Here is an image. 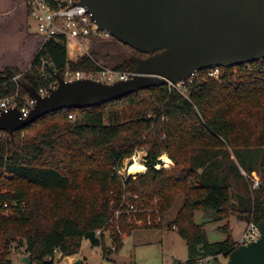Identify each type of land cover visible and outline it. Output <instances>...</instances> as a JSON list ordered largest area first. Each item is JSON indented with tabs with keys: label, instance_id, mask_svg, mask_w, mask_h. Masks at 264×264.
I'll use <instances>...</instances> for the list:
<instances>
[{
	"label": "trees",
	"instance_id": "trees-1",
	"mask_svg": "<svg viewBox=\"0 0 264 264\" xmlns=\"http://www.w3.org/2000/svg\"><path fill=\"white\" fill-rule=\"evenodd\" d=\"M46 1L56 6L55 0ZM98 55L92 58L75 45L69 50L65 39H50L35 54L25 79L39 91L55 82V71L100 72ZM43 60L48 66L40 76L36 68ZM134 60L123 59L113 69L134 73ZM15 77L13 69L0 71V101L17 92L27 96ZM186 91L150 88L100 107L50 114L14 136L0 132V180L13 191L6 200L17 204L9 214L0 208V264H14V245L24 248L31 264L75 256L83 240L107 252L105 231L118 251L123 237L139 229L137 220L144 221V229L161 227L148 226L146 220L159 211L164 222L180 195L184 203L168 222L188 247L186 263L177 264L228 258L237 248L231 232L222 228L227 239L210 243L195 215L210 211L217 221L232 214L256 224L264 221V60L221 68L219 79L200 72ZM144 146L146 171L121 179L117 166ZM163 154L174 165L162 163ZM242 172L251 179L257 173L260 184L230 204V177H243ZM125 193L138 196L149 211L117 219Z\"/></svg>",
	"mask_w": 264,
	"mask_h": 264
},
{
	"label": "water",
	"instance_id": "water-1",
	"mask_svg": "<svg viewBox=\"0 0 264 264\" xmlns=\"http://www.w3.org/2000/svg\"><path fill=\"white\" fill-rule=\"evenodd\" d=\"M75 5L84 7L101 31L146 56L135 57L132 78L111 84L69 82L55 71L57 86L47 96L16 75L35 105L26 118L18 108L0 113V132L14 136L62 110L100 107L150 88L186 83L207 69L264 60V0H80ZM258 228L260 238L235 248L225 264H264V221ZM22 262L31 264L30 257Z\"/></svg>",
	"mask_w": 264,
	"mask_h": 264
},
{
	"label": "rangeland",
	"instance_id": "rangeland-1",
	"mask_svg": "<svg viewBox=\"0 0 264 264\" xmlns=\"http://www.w3.org/2000/svg\"><path fill=\"white\" fill-rule=\"evenodd\" d=\"M37 35V23L30 17L25 6V0H0V71L10 68L15 71L16 75L25 78V75L31 70V63L35 54L41 47ZM102 44L108 45L100 48ZM86 49L84 54L92 58L95 53L99 54L96 60L104 70H114V66L123 59L129 60L132 56L140 57L133 49L115 39L92 42ZM125 72L127 71L125 70ZM129 73L131 72L129 71ZM177 90L183 94H188L182 86L178 87ZM144 152L140 154L142 159L144 158ZM163 155L170 159L167 154ZM137 157L139 158V154ZM171 161L174 165L173 160ZM140 163L143 164L144 162L140 161ZM138 174L128 176L133 178ZM242 174L243 177H234L233 175L230 177V204H237L238 196L248 195L247 192L251 193L255 189L252 180L254 183L256 179L260 180L257 173L252 175V179L246 177L245 173L242 172ZM183 203L184 196L180 195L170 211L164 216V222L160 224L161 227L159 228L144 229L141 228L144 223L138 225L139 229L129 235L127 240H125L126 237H123L125 242L118 251L113 250L115 247L112 244L111 232L109 231L104 232V244L107 252H104L103 246L93 247L88 240H83L80 253L87 258L83 264H172L176 260L186 263L188 259L187 244L175 231L177 228H169L168 226L176 218ZM215 218V215L210 211H197L195 215L196 223L203 225L210 243H218L227 239V235L221 231L224 227L231 232L232 239L236 242L246 228L247 223H249L240 219L241 217L238 214L230 215L227 220L217 221ZM232 218H234L233 221ZM13 247L16 248V254H11L12 262L14 264H24L21 257L24 254V248H18L16 245ZM77 256L81 257L77 254L72 259L75 260ZM61 258L60 255H57L55 264H64L65 261H59ZM211 259L210 262L200 260L195 264H225L228 260L222 255L217 259Z\"/></svg>",
	"mask_w": 264,
	"mask_h": 264
},
{
	"label": "built area",
	"instance_id": "built-area-1",
	"mask_svg": "<svg viewBox=\"0 0 264 264\" xmlns=\"http://www.w3.org/2000/svg\"><path fill=\"white\" fill-rule=\"evenodd\" d=\"M79 1L80 0H55L56 6H51L46 0H25V6L28 9L30 17H32L37 23V38L41 43V46L50 39L58 40L62 38L66 40L69 50L73 45H75L82 53H85L87 50L86 47L92 42L95 43L98 41H110L113 39L108 33L99 29L96 22L93 20L92 15L87 13L84 7L75 5ZM46 66L48 65L43 60L42 66L36 68L40 76H45ZM203 72H205L208 77L219 79L221 75V68L207 69ZM134 74L135 72L129 73L118 70H102L100 72H72L67 70L63 74V78L69 82L80 79H92L95 81L111 84L121 80H128L132 78ZM198 74L199 73L189 78L188 81L191 82ZM17 79L18 78L15 77L16 82H18ZM187 82L179 83L176 86L169 83V90L176 91L178 87L182 86V88H184L186 91ZM56 86L57 80H55V82H50L46 86H43L38 92L42 96H47L51 93L52 89L56 88ZM20 100L23 101L22 108H19ZM34 105L35 101L31 99L28 94L24 98H21L17 92V94L14 96L0 101V113L9 109L18 108L22 113V117L26 118L28 117ZM73 118L74 116H70V119ZM145 149L146 147H140L136 149L131 157L126 158L122 161L121 165L117 166L116 172L121 179L126 180L129 178L128 171L137 160L139 163L140 161H142V163L144 162L140 154L141 152H144ZM138 154L139 158L137 157ZM143 165H145V163H143ZM138 176L139 175H137L135 179ZM5 177L6 179L11 178L10 175H5ZM259 184L260 180L256 179L254 183L255 188H257ZM9 194H13L10 185L0 180V208L3 210V212H5V214H9L12 207L17 206L15 202L10 203L8 200H6V196ZM154 203H157V201ZM147 211H149L147 205L145 203H141L138 196H132L130 193H125L122 198L121 206L115 212V217L119 219L122 215H124L131 219L132 216ZM155 213L156 216L154 218L149 216L146 220L148 225H160L163 223V217L161 213L159 211H155ZM136 222L139 226L144 223V221L141 220H137ZM101 234L102 231L97 232L98 236H101ZM260 236L261 233L258 228V224L249 222L247 223L246 228L244 229L240 238L236 241L237 247L241 245H248L254 241H257ZM11 252L12 255H15L16 248L13 247Z\"/></svg>",
	"mask_w": 264,
	"mask_h": 264
},
{
	"label": "bare ground",
	"instance_id": "bare-ground-1",
	"mask_svg": "<svg viewBox=\"0 0 264 264\" xmlns=\"http://www.w3.org/2000/svg\"><path fill=\"white\" fill-rule=\"evenodd\" d=\"M163 161H162V160ZM160 160L163 162V163H167V164H172V161H171V159H169L166 155H163L162 157H160ZM159 166H161V165H158V167ZM145 167V168H144ZM157 167V168H158ZM159 169V168H158ZM146 171V166L145 165H143V164H141V163H139L138 162V160L131 166V168L129 169V171H128V175L129 176H135L136 174H138V173H140V172H143V171ZM144 171V172H145ZM143 172V173H144ZM143 173H141V174H138V175H142ZM131 178V177H130ZM133 178H135V177H133Z\"/></svg>",
	"mask_w": 264,
	"mask_h": 264
},
{
	"label": "crops",
	"instance_id": "crops-1",
	"mask_svg": "<svg viewBox=\"0 0 264 264\" xmlns=\"http://www.w3.org/2000/svg\"><path fill=\"white\" fill-rule=\"evenodd\" d=\"M234 220V218H232V221ZM236 221H238V220H236ZM234 224V223H233ZM173 230H175V229H173ZM175 231H177V230H175ZM133 234V233H132ZM127 238L128 237H126V239L125 240H127ZM125 240H124V242H125ZM112 241V240H111ZM79 255L81 256V257H79V256H77L76 257V259L74 260V259H72L74 256H72V257H66V258H61L59 261L60 262H63V261H65V263L64 264H75V262H77V260H79V259H82L83 260V262L84 261H86L87 260V258L86 257H83L82 256V254L81 253H79ZM61 256V255H60ZM22 258L24 257V255L23 256H21ZM72 259V260H71ZM71 260V261H70ZM212 259L211 258H207V259H204V261H207V262H210ZM177 262L178 263H185V262H183V261H180V260H176V261H173V263L172 264H177ZM225 263V262H224ZM25 264V263H24ZM83 264V263H82Z\"/></svg>",
	"mask_w": 264,
	"mask_h": 264
}]
</instances>
